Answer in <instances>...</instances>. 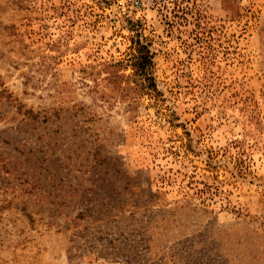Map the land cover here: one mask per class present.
Returning a JSON list of instances; mask_svg holds the SVG:
<instances>
[{"label": "rangeland", "instance_id": "374dc122", "mask_svg": "<svg viewBox=\"0 0 264 264\" xmlns=\"http://www.w3.org/2000/svg\"><path fill=\"white\" fill-rule=\"evenodd\" d=\"M0 264H264V0H0Z\"/></svg>", "mask_w": 264, "mask_h": 264}, {"label": "trees", "instance_id": "16d2710c", "mask_svg": "<svg viewBox=\"0 0 264 264\" xmlns=\"http://www.w3.org/2000/svg\"><path fill=\"white\" fill-rule=\"evenodd\" d=\"M130 42L132 54L129 63L123 64L121 60L109 62L107 66L110 67V70L106 80L120 98H125L130 103L135 101L136 96L138 98L142 94H148L157 99L161 93L153 74L154 52L151 49V43L141 34V30L137 29L131 34ZM127 65L132 70L129 73L120 71L118 68L119 66L127 67ZM184 149L186 152L190 150L187 144H184ZM208 164L212 163L208 162Z\"/></svg>", "mask_w": 264, "mask_h": 264}]
</instances>
